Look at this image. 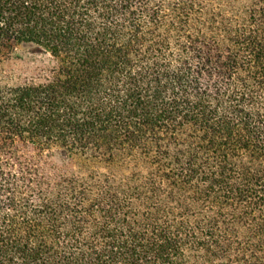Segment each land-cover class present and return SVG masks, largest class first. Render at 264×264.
<instances>
[{"label": "trees", "instance_id": "trees-1", "mask_svg": "<svg viewBox=\"0 0 264 264\" xmlns=\"http://www.w3.org/2000/svg\"><path fill=\"white\" fill-rule=\"evenodd\" d=\"M0 264H264V0H0Z\"/></svg>", "mask_w": 264, "mask_h": 264}, {"label": "rangeland", "instance_id": "rangeland-1", "mask_svg": "<svg viewBox=\"0 0 264 264\" xmlns=\"http://www.w3.org/2000/svg\"><path fill=\"white\" fill-rule=\"evenodd\" d=\"M36 63L30 60H16L12 64L10 63L9 68H13L17 76L31 75L36 67Z\"/></svg>", "mask_w": 264, "mask_h": 264}]
</instances>
